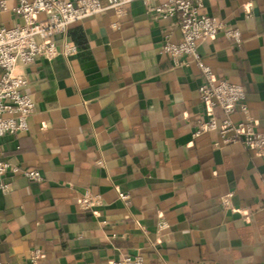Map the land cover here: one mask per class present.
Listing matches in <instances>:
<instances>
[{"label":"crops","instance_id":"crops-1","mask_svg":"<svg viewBox=\"0 0 264 264\" xmlns=\"http://www.w3.org/2000/svg\"><path fill=\"white\" fill-rule=\"evenodd\" d=\"M0 1V28L22 24L19 0ZM205 13L243 34L240 47L219 33L198 51L218 78L244 86L264 132V0H208ZM178 21L135 2L122 16L109 10L72 25L75 56L18 65L36 110L27 132L0 137V153L43 180L0 178L10 186L0 189V262L33 264L40 249L38 264L137 254L145 264H264V153L216 146V132L194 136L206 116L202 71L162 51L166 38L183 39ZM88 192L103 197L95 211L78 205ZM229 193L233 209L222 204ZM161 217L169 227L159 231Z\"/></svg>","mask_w":264,"mask_h":264},{"label":"built area","instance_id":"built-area-1","mask_svg":"<svg viewBox=\"0 0 264 264\" xmlns=\"http://www.w3.org/2000/svg\"><path fill=\"white\" fill-rule=\"evenodd\" d=\"M208 0H19L14 13L22 20V24L0 28V137L17 135L28 131L29 117L35 112L33 94L27 90L28 78L16 72L18 65L32 66L39 59L53 61L59 56L70 58L76 55L77 45L67 38L68 31L75 23L92 16L101 15L114 10L118 16L126 13L128 7L135 2H143L151 14L165 19L178 16V26L183 35L181 41L173 42L166 38L162 51L168 54L174 64H196L201 69L203 82L199 88V98L206 108V116L198 120L194 136L205 133H217L216 146H231L241 143L246 147L264 153V132L250 114L246 104V90L243 85L218 78L213 68L206 64L198 51L202 41L225 34L237 47L243 43V34L232 29L216 17L205 13ZM8 6L0 1V11ZM44 14V19L38 17ZM58 37H61V41ZM220 109L223 120L216 116ZM236 112L243 114V120L235 121L232 116ZM23 175L33 181H42V174L35 169H23L18 163L1 157L0 178L8 175ZM0 189L9 191L7 183L0 184ZM120 199L130 205L129 194L120 192ZM233 193L222 197L225 208L233 209L231 200ZM100 194H84L78 201L79 207L95 211L102 205ZM106 225V220H101ZM169 227L164 218L159 219V231ZM42 255L40 249L31 252L30 260L38 264ZM0 264H9L0 262ZM110 264H145L142 255L123 256Z\"/></svg>","mask_w":264,"mask_h":264}]
</instances>
